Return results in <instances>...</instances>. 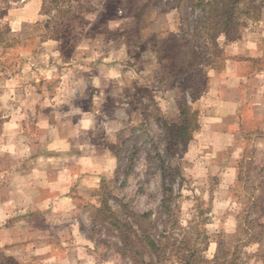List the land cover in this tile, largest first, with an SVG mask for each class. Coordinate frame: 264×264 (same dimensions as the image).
Listing matches in <instances>:
<instances>
[{
  "label": "rangeland",
  "instance_id": "obj_1",
  "mask_svg": "<svg viewBox=\"0 0 264 264\" xmlns=\"http://www.w3.org/2000/svg\"><path fill=\"white\" fill-rule=\"evenodd\" d=\"M29 1L0 0V236L3 227H15L2 212L6 172L28 170V146L45 137L37 117L42 109L59 113L76 104L101 119L102 127L110 110L124 112L125 120L130 116V130L107 142L117 159L112 178L93 191L98 194L76 201L78 245L91 254L78 264H264V127L259 143L246 134L250 76L264 71V0H207L199 6L205 12L191 7L197 0H42L36 24L12 25L6 15ZM101 35L125 41L137 70L146 64L141 67L151 83H88L91 60H81L74 47ZM257 44L262 51L254 53L253 72L243 70L249 77L242 93L244 146L235 153L195 148L208 75H229L233 63L253 57ZM75 57L71 67L64 65ZM60 72L79 81L66 83L58 107L43 93L57 88L47 79ZM154 85L177 91L178 104L147 95L144 87ZM100 87L112 88L114 96L97 95ZM209 111L222 114L216 106ZM14 153L18 157L10 160ZM16 237L17 228L7 240ZM15 248L0 245V264L29 262Z\"/></svg>",
  "mask_w": 264,
  "mask_h": 264
},
{
  "label": "crops",
  "instance_id": "obj_2",
  "mask_svg": "<svg viewBox=\"0 0 264 264\" xmlns=\"http://www.w3.org/2000/svg\"><path fill=\"white\" fill-rule=\"evenodd\" d=\"M42 3V0H30L19 11L16 13L12 11L6 16L12 20V25L36 24L41 15ZM93 39L80 41L81 43L78 42L74 47L76 53H81V60H91L87 69L88 83H113L125 86L130 84V87H133L131 83L135 85L151 83V79L142 69L146 64L142 62V67L140 66L137 70L136 63H133L130 58L132 49L125 41L107 40L102 35ZM260 50L261 46L257 44L251 59L233 63L230 66L229 75L221 72L208 75V92L200 102L199 129L194 137L195 148H206L209 152L218 150L219 153L221 150L231 148L229 150L235 153L237 149L244 146V137L247 133L252 140L259 141L262 133L260 130L264 127V71L253 72V68L257 62L254 59V53H260L262 51ZM73 60L76 62L78 57L65 62L64 65L71 67ZM117 60L120 63L115 66L116 74L111 76L108 72ZM151 64L153 66V63ZM248 66L253 72L249 81L251 94L249 132L242 125L243 107L247 104L242 101V93L244 84L248 83L249 79L243 70ZM63 75L65 74L60 72L58 75L51 76V79L48 78L47 80L56 84L57 88L50 93H43L45 99L58 107L62 106L60 101L67 95L64 89L66 83L76 84V81H79L77 76L66 78ZM103 88H97L96 94L105 97L114 96L110 92L112 88L107 92L101 91ZM144 88L145 93L152 95L156 102L164 96L167 101H176V105L178 104L179 97L175 90L171 94V91H163L157 85ZM78 92H75L76 96L82 98L83 94ZM211 106L222 109L220 117L209 111ZM168 107L170 110L173 108L169 103ZM109 112L105 127H102L103 125L98 124L102 120L96 119L94 113L82 109L81 105L75 104L73 108L60 110L59 113L53 110L46 112L42 109L40 117H37V126L45 137L36 141L37 144L33 149L28 146L27 154L30 156L27 155L26 161L23 162L32 166L21 172L12 168L6 172L9 185L2 194L1 204L4 206L2 212L9 213L4 218L10 217L11 225L10 223L9 225L15 227H3L0 245H4L6 249L20 248L19 252L26 254L21 253L20 257L25 256L29 260L26 264H78V260H86L91 256L89 253L80 251L78 243L81 236L77 235L78 225L72 216L76 212V201L79 198L98 194L93 191L99 190L109 178H112L117 159L112 144L107 142L117 141L121 135L124 136L126 130H130L128 129L130 116L127 117V122L120 116L125 115L124 112L116 110ZM56 120L62 123L55 125ZM6 128L11 129L13 126ZM101 131L105 132L103 139L96 140L98 132ZM49 133L55 134L48 135ZM255 146H258L257 143ZM17 157L16 153L9 155L10 160ZM17 180H21L20 183L16 184ZM14 216L18 218L14 220ZM31 217L34 218L32 222ZM19 224L21 229L17 227ZM15 228L19 231V237L7 240ZM27 253L30 256H27Z\"/></svg>",
  "mask_w": 264,
  "mask_h": 264
},
{
  "label": "trees",
  "instance_id": "obj_3",
  "mask_svg": "<svg viewBox=\"0 0 264 264\" xmlns=\"http://www.w3.org/2000/svg\"><path fill=\"white\" fill-rule=\"evenodd\" d=\"M211 1H213V0H211ZM236 1H237V0H234V1L232 2V4H233V3H236ZM209 3H210V1H207V0H197V3H195V4L192 5L191 7H192V8H194V7H196V6L199 7V6H201V4H203V5H204V4L209 5ZM197 7H196V8H197ZM199 8H200V10H201L202 12H205V11H203V8H201V7H199ZM204 17H206V16H204ZM204 17H203V19H205ZM185 112H186V111H184V113H185Z\"/></svg>",
  "mask_w": 264,
  "mask_h": 264
}]
</instances>
